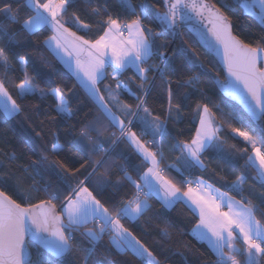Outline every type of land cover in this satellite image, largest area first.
<instances>
[{
	"label": "snow or ice",
	"instance_id": "6c2138e0",
	"mask_svg": "<svg viewBox=\"0 0 264 264\" xmlns=\"http://www.w3.org/2000/svg\"><path fill=\"white\" fill-rule=\"evenodd\" d=\"M242 6L264 28V0ZM222 8L206 0H0V264H131L122 259L129 255L162 264L141 237L155 232L170 247L174 222L160 209L178 204L198 211L192 234L214 256L196 261L264 264V35L246 42ZM184 27L212 59L188 41L170 48ZM207 81L247 115L211 102ZM189 115L195 131L181 138L173 128ZM225 127L242 149H225ZM166 149L178 153L167 164ZM206 159L239 171L230 182L220 176L228 191L190 178L210 170Z\"/></svg>",
	"mask_w": 264,
	"mask_h": 264
},
{
	"label": "trees",
	"instance_id": "16d2710c",
	"mask_svg": "<svg viewBox=\"0 0 264 264\" xmlns=\"http://www.w3.org/2000/svg\"><path fill=\"white\" fill-rule=\"evenodd\" d=\"M242 1L244 0H206V2L209 5L216 4L217 7H220L223 4H227L228 8L227 9L222 8L221 10L224 11L226 15L231 17L232 22L234 24V29H233L234 33L241 34V38L246 39V42L248 40H251V42L253 43V46H255V44L258 42V38L264 35V31L253 20L244 16L239 6V3ZM137 2L138 0H133V3H137ZM181 31L183 33V39H176L174 43L170 45V48L178 47L183 43V41H188V44L194 47L197 50V52L200 54V57L202 60L207 62V60L212 59L208 54L203 52L197 46V44L192 39V37L187 33V31L185 30H181ZM45 34L50 35V33H45ZM165 39L171 40L172 38L170 36H166ZM45 55L48 61L50 62V64H52L57 69V72L60 78L64 79L69 84V86L75 83L74 79L61 67V65L58 64L56 60L53 59L51 55H49L47 52H45ZM126 78L127 77L125 76L124 79ZM217 79L221 82H224V76L221 71ZM202 87L205 88L207 95L211 102L220 103L221 106L227 105V107H225V112L232 110V109H236L240 112H243L238 106L232 103L229 99H227L221 93L219 85L215 84L214 82L207 81L202 85ZM77 92L83 98L84 96L83 91L78 88ZM124 98L126 97H122V99ZM33 103H36V101H33ZM159 104H160V101H157L153 105V107L157 111H160ZM189 113H190V110H189ZM190 119L191 117L189 115L188 117L185 118L184 122L176 125L175 128H173L171 124L169 125V128H173V133H175L176 131L182 130L183 137L181 138H188L195 131V125L189 122ZM217 119L218 120L220 119L219 113H217ZM49 127L51 128V125H49ZM223 134L227 137V143L225 144L226 150H230V145L234 143L238 145V148L242 149L244 147L243 141L238 140V138L234 139L231 137V134L229 130L227 129V127H225ZM121 148L123 149L124 146L121 145ZM250 151L251 149L249 147V153ZM262 151H264V149H262ZM177 154L178 153L176 152H169L166 149V155L168 158L165 160V163L167 164V163L172 162ZM117 162L122 163V161H120L119 159L117 160ZM205 162L209 164L210 170L201 173L198 169H194L192 171L190 178L195 180V178L199 176L202 179H204L208 184H212L215 187L220 188L221 191H228L227 187L225 186L226 181L221 180L220 176L227 177V182H230L231 180L235 178L236 175L239 174V171L225 167L219 160H216V159H212V160L206 159ZM132 163L139 164L140 161L137 160L135 157H132ZM243 163L244 161L240 159L239 164L242 165ZM212 167H215L218 170L223 168L224 170L219 171L217 175L211 171ZM253 174L254 173L252 172V170L249 169L248 175L251 176ZM132 175L135 178V173H132ZM171 175H176V174L171 173ZM256 191L258 192L259 189L257 188ZM228 194L235 195L234 192H228ZM151 202L155 205L156 208L158 209L160 208V204L155 198H153ZM160 211L161 213H163L165 218L174 222V227L170 229V231L172 232V239L169 242L170 247H164L161 244L157 243V240L159 238L155 235V232H153L152 234L146 237H141V238L146 240L147 244L152 249V251L158 256L162 264H185V257H187V260L189 262L196 261V257L200 253L204 254L205 259H214V256L212 255V252L210 251V249L204 243L196 240L191 235L190 233L191 230L197 224V218L186 206L178 204L175 206V211L169 212L165 209H160ZM136 234L139 236L140 235L139 231H137ZM177 241H179L181 245H187L188 248L181 246L179 247V250H177ZM104 242L105 243L107 242V237H105ZM189 249H191V251ZM181 252L184 253V256L180 255ZM122 259H129L131 261V264H140L139 260L132 257L131 255H129L128 257L122 258ZM196 264H201V262L196 261Z\"/></svg>",
	"mask_w": 264,
	"mask_h": 264
},
{
	"label": "water",
	"instance_id": "95a60500",
	"mask_svg": "<svg viewBox=\"0 0 264 264\" xmlns=\"http://www.w3.org/2000/svg\"><path fill=\"white\" fill-rule=\"evenodd\" d=\"M243 3H239V6H240V8H241V10H242V12H243V14H244V16H246V17H248V18H250L251 20H253L256 24H258V26L264 31V28H262V26H261V24L259 23V21L256 19V18H254L253 16H251L250 14H248L246 11H245V9L243 8ZM256 11H259V9L257 8L256 9ZM205 24H207V22L205 21ZM207 27H211V25L210 24H208L207 25ZM181 30H185V31H187V33L192 37V39L195 41V43L197 44V46L203 51V52H205L206 54H208L211 58H212V56L214 55V54H212V53H209V51L199 42V37L194 33V32H192L188 27H184V28H182ZM175 41V40H174ZM174 41L172 42V43H174ZM221 72H222V74H223V76H224V81H225V78H226V73L225 72H223L222 70H221ZM220 91H221V93L227 98V99H229L232 103H234L236 106H238L243 112H245V109H244V107H243V105H241L237 100H233V99H231L230 97H228V96H226L225 95V93L221 90V88H220ZM245 115H247V113L245 112ZM250 118V117H249Z\"/></svg>",
	"mask_w": 264,
	"mask_h": 264
},
{
	"label": "crops",
	"instance_id": "0c3cea01",
	"mask_svg": "<svg viewBox=\"0 0 264 264\" xmlns=\"http://www.w3.org/2000/svg\"><path fill=\"white\" fill-rule=\"evenodd\" d=\"M58 64L59 65H61V67L74 79V81H75V78H74V76L64 67V65H62V64H60L59 62H58ZM76 82V81H75ZM190 210V209H189ZM191 211V210H190ZM195 216H196V218H197V224L193 227V229L191 230V235L196 239V240H198L197 238H196V236L195 235H193L192 233H193V230L197 227V225L199 224V219H200V217H199V213H198V211L197 212H193V211H191ZM198 241H200V240H198ZM200 242H202V243H204L208 248H209V246H208V244L206 243V242H204V241H200ZM210 249V248H209ZM210 251H211V249H210Z\"/></svg>",
	"mask_w": 264,
	"mask_h": 264
},
{
	"label": "built area",
	"instance_id": "2783aa9c",
	"mask_svg": "<svg viewBox=\"0 0 264 264\" xmlns=\"http://www.w3.org/2000/svg\"><path fill=\"white\" fill-rule=\"evenodd\" d=\"M193 187H195V184H193Z\"/></svg>",
	"mask_w": 264,
	"mask_h": 264
},
{
	"label": "flooded vegetation",
	"instance_id": "af4514ba",
	"mask_svg": "<svg viewBox=\"0 0 264 264\" xmlns=\"http://www.w3.org/2000/svg\"><path fill=\"white\" fill-rule=\"evenodd\" d=\"M244 1H242L241 3H243Z\"/></svg>",
	"mask_w": 264,
	"mask_h": 264
}]
</instances>
